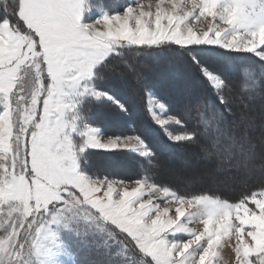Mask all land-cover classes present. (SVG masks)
Here are the masks:
<instances>
[{
	"label": "snow or ice",
	"instance_id": "1",
	"mask_svg": "<svg viewBox=\"0 0 264 264\" xmlns=\"http://www.w3.org/2000/svg\"><path fill=\"white\" fill-rule=\"evenodd\" d=\"M84 5L85 0H15L11 13L5 8L0 19V206H7L9 221L13 212L20 214L19 223H9L10 233L5 228L0 264H31L33 251H42V233L59 217L80 213L134 242L151 258L142 259L143 264H214V246L230 233L238 239L237 264H254L249 259L253 255L255 264H264V190L229 203L207 195L178 196L164 188L176 205L170 217L169 207L143 200L144 180H136L129 190L132 181L93 180L78 171L77 156L85 148L140 151L146 148L142 141H101L89 129L83 133L85 145L77 149L70 138L74 123L65 119L75 107L74 97L89 92L82 82L118 45L207 44L264 59V0H191L188 10L178 0H158L154 13L151 4L138 3L94 24L81 23ZM201 17L225 27L210 25L199 35L189 25ZM206 76L217 90L228 87L210 73ZM157 122L162 127L180 123L172 117ZM193 135L170 138L180 142ZM141 154L151 155L147 150ZM193 208L203 211L200 232L188 227L195 220L189 211ZM177 232L190 239H167Z\"/></svg>",
	"mask_w": 264,
	"mask_h": 264
},
{
	"label": "trees",
	"instance_id": "2",
	"mask_svg": "<svg viewBox=\"0 0 264 264\" xmlns=\"http://www.w3.org/2000/svg\"><path fill=\"white\" fill-rule=\"evenodd\" d=\"M126 3V0H86L85 19L91 22L102 11L111 15L120 13L128 6ZM14 4L15 0H0V19L5 8L11 13ZM88 6L95 10L92 16ZM98 7L103 10L99 12ZM204 70L228 87L222 92L215 90ZM91 86L111 100H84L79 108L82 126L98 129L105 138L138 137L151 155L141 157L130 151L86 148L77 156L80 171L86 176L97 180H145L178 196L207 195L229 203L264 190V174L243 184L209 186L210 181L226 182L245 170L253 172L259 165L264 171V147L260 148L258 136L263 126L254 129L240 123L241 117L259 114L258 102L264 103V60L255 54L210 46H120L96 67ZM150 95L180 121V132L194 133L191 140L171 142L167 138L148 110ZM220 98L228 102L221 103ZM111 161L129 172L108 169ZM205 166L212 169L219 166L221 170L207 180L193 181V187L184 185L186 179ZM170 169L179 171L176 182H170L166 176ZM126 243L139 256L134 244Z\"/></svg>",
	"mask_w": 264,
	"mask_h": 264
},
{
	"label": "rangeland",
	"instance_id": "3",
	"mask_svg": "<svg viewBox=\"0 0 264 264\" xmlns=\"http://www.w3.org/2000/svg\"><path fill=\"white\" fill-rule=\"evenodd\" d=\"M126 2L128 3V4L126 3L128 6L124 9V11L117 13V14H123L128 7H136L138 3H143L146 6L151 4L152 5L151 11H153L154 13L155 5L158 2V0H126ZM116 3H118V1ZM178 4L183 6L185 10H188L191 8V0H178ZM119 6L121 7V5ZM164 7L167 10V9H170L171 5L170 3L166 2ZM84 9H85V5H84ZM97 10L101 12L103 9L101 7H98ZM145 10H148V9L146 8ZM88 11L90 12L89 14L90 16H92L93 13L95 12V10L91 6H88ZM117 14H113V15H117ZM104 15L112 16L111 14L105 11H102L98 18H95L94 20H91V22H88L85 19V14L83 10L82 17H81V23L82 24H94L98 20L102 19ZM210 25L214 27H220V28L225 27L218 20L214 21L210 17L209 18L201 17L199 20H192L189 26L193 28L194 32H196L199 35H202L203 32L208 31ZM120 46H128V45L125 44V45L116 46L111 54L115 53ZM177 46H180V45H177ZM190 46L219 47L217 45H207V44L187 45V46H180V47H190ZM136 47H140V46H136ZM148 47H152V46H148ZM111 54H109L108 56H110ZM256 56L260 58V56L258 55ZM96 67H94L92 75L88 79L82 82V86L87 87L89 89V92L76 95L72 101L75 104V107L71 111L65 114L66 121H68L69 123H74L75 130L74 131L70 130V138L75 148L77 147L79 148V145L77 143H80L81 146L85 145L86 137L83 135V133L87 132L89 129L95 130V135L101 141H106L109 139L124 140L127 138H138V137H133V136L105 138L103 136H100L101 133L99 134L98 129L92 126H89V125L82 126L81 117L79 116V108L84 100H87L90 98L95 99V100H101V99L111 100L107 94L97 92L91 86V83L94 78V70ZM204 73L206 75V73H210V72L204 70ZM210 74L213 75L212 73ZM213 76L216 77L215 75ZM26 79L28 80L29 82L28 86L30 87V76L26 77ZM218 79L221 80L220 78ZM213 88L217 90L214 86ZM97 93H99L100 95L97 96L96 95ZM258 103L259 105L257 106H259V108L261 109L260 113L257 115L254 114L250 118L241 117L240 123H241V126L252 127L254 129H256L257 126H260V125L263 126V128H260L259 130L260 133L258 134V136L260 137V140H259L260 141L259 144L261 146L260 148H262L264 147V118H263L264 103L263 102H258ZM157 104L163 105L164 107L158 108L155 106ZM165 107L166 106L163 103L159 102V100L156 99L154 96L150 95L148 97V110L151 108V111L149 110V112H150L152 119L160 128L164 130V132L167 135V138L171 142H177L176 140L170 137H175L177 135L184 134L180 132L178 129L181 123L170 122L162 127L157 122L158 119H167L169 117H172L168 114L167 108ZM0 114H2V105H0ZM172 118H174V120H178L175 117H172ZM143 144L145 145L144 142ZM133 146L135 145L133 144ZM87 149H90V148H87ZM91 149L103 150V151H108V152L130 151L141 157L150 156V155L145 156L141 154V151H144V150L149 151L147 147L145 149H141L140 151H132L127 148H118L116 150H104V149H95V148H91ZM77 164H78L79 173L82 175H85L80 171L78 158H77ZM261 166L262 165H259V167H256L253 170V172L252 171L250 172V170H245V172H243L242 175H239L236 177H230L229 180H226V182L224 181L222 182L221 180L214 178L215 180L209 182L210 183L209 186L213 187L216 185V186L221 187L222 183L226 184L225 187L230 186V185L243 184L246 180L251 179L253 177H261L264 174L263 173L264 171L261 168ZM107 168L112 169L116 172L118 171L122 172L123 169H124L123 171H125L126 169V168H122V169L117 168V166L114 164L113 161L107 164ZM220 170L221 168H219V166L213 169L205 166L201 168L200 171L196 172L192 178L186 179L184 182V185L190 186L191 184V186L193 187V184L198 183V181L202 179L207 180V178L211 177V174L215 175V173L219 172ZM125 172H129V169H127ZM165 173H166V176H168V179L170 182H176V178L179 175L178 170L170 169V170H167ZM86 177H88L89 179H92L89 176H86ZM93 180H97V179H93ZM110 181H116L117 183H119V182L127 181V180L116 179V180H110ZM135 181H132L133 183L128 185L129 190H131L133 187L136 186ZM145 182H146V186L144 189L145 195L143 196V200L147 201L151 199L154 203L159 204L161 208L169 207L171 209L169 215L170 217H174L176 205L170 202L171 196H166L163 191V188H160L155 185L154 186L157 189H159V191H150L147 185L148 184L153 185V184L147 181ZM169 193H174V192L169 190ZM189 211L195 214V220L193 223L188 224V227L195 232L202 231L203 224L199 222V218L201 215H203V211L198 208H193V209H190ZM7 214H8L7 206L6 205L0 206V241H3L7 234L5 232V228H7L8 233L12 231V229L8 227L10 222L19 223V218H20L19 212L12 213V221H9L6 218ZM187 215L188 213H186V217L184 218L185 220L187 219ZM18 232L21 233V235H23V229H18ZM167 239L173 242H180V241H186L190 239V236L188 233L177 232L175 235L169 234L167 236ZM246 239L250 240V238H247V237ZM132 243L134 244V242ZM41 246H42V251L39 255H37L35 251H33L32 256H31V264H143L142 259H148V260L151 259L150 257H144L143 254L139 252L138 248H136L137 251L139 252V256H137L135 252H132L131 250L127 248L128 244L120 235L111 231L109 226L103 224L101 221L97 220L94 217H90L87 213H80L79 215H74V216H69V217H64V216L59 217L54 224H51L49 228L45 230L44 233H42ZM237 246H238V239L234 233H230L227 236H222L219 246L218 247L214 246V251L216 252L214 264H237V257H236V247ZM249 259L253 261L255 264L256 257L254 255L250 256Z\"/></svg>",
	"mask_w": 264,
	"mask_h": 264
},
{
	"label": "crops",
	"instance_id": "4",
	"mask_svg": "<svg viewBox=\"0 0 264 264\" xmlns=\"http://www.w3.org/2000/svg\"><path fill=\"white\" fill-rule=\"evenodd\" d=\"M85 11H86V0H85V9H84V14H85ZM96 69V68H95ZM94 72H95V70H94ZM166 108V107H165ZM99 134H100V131H99ZM100 136H102L101 134H100ZM91 149V148H90Z\"/></svg>",
	"mask_w": 264,
	"mask_h": 264
},
{
	"label": "bare ground",
	"instance_id": "5",
	"mask_svg": "<svg viewBox=\"0 0 264 264\" xmlns=\"http://www.w3.org/2000/svg\"><path fill=\"white\" fill-rule=\"evenodd\" d=\"M127 163H128V162H127ZM248 187H249V186H248ZM248 187H247V188H248ZM243 189H245V188H243Z\"/></svg>",
	"mask_w": 264,
	"mask_h": 264
}]
</instances>
